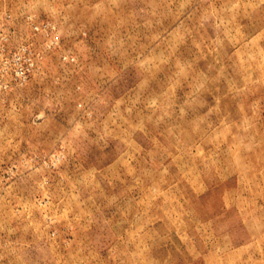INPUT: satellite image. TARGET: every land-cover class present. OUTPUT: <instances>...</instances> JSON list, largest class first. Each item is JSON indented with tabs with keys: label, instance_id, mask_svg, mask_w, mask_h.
Masks as SVG:
<instances>
[{
	"label": "rangeland",
	"instance_id": "374dc122",
	"mask_svg": "<svg viewBox=\"0 0 264 264\" xmlns=\"http://www.w3.org/2000/svg\"><path fill=\"white\" fill-rule=\"evenodd\" d=\"M0 264H264V0H0Z\"/></svg>",
	"mask_w": 264,
	"mask_h": 264
}]
</instances>
